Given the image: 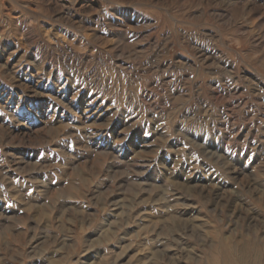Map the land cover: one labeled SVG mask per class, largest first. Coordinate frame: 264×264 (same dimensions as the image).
<instances>
[{
	"label": "rangeland",
	"instance_id": "374dc122",
	"mask_svg": "<svg viewBox=\"0 0 264 264\" xmlns=\"http://www.w3.org/2000/svg\"><path fill=\"white\" fill-rule=\"evenodd\" d=\"M0 264H264V0H0Z\"/></svg>",
	"mask_w": 264,
	"mask_h": 264
}]
</instances>
